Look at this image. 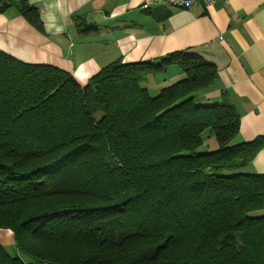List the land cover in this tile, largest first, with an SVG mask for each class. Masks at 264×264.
Instances as JSON below:
<instances>
[{
	"label": "trees",
	"instance_id": "obj_1",
	"mask_svg": "<svg viewBox=\"0 0 264 264\" xmlns=\"http://www.w3.org/2000/svg\"><path fill=\"white\" fill-rule=\"evenodd\" d=\"M11 7L45 32L28 0ZM172 65L183 77L151 96ZM217 77L177 51L82 84L0 50V229L26 257L0 244V264H264V174L237 172L259 140L234 143L233 105L196 102Z\"/></svg>",
	"mask_w": 264,
	"mask_h": 264
},
{
	"label": "crops",
	"instance_id": "obj_2",
	"mask_svg": "<svg viewBox=\"0 0 264 264\" xmlns=\"http://www.w3.org/2000/svg\"><path fill=\"white\" fill-rule=\"evenodd\" d=\"M142 2L28 0L38 9L45 32L11 7L0 13V50L23 62L55 65L82 84L116 60L156 62L172 52L198 53L218 71L217 80L197 94L198 100L235 107L240 117L235 144L259 140L252 159L237 172L264 174V0L148 10L141 9ZM76 16L97 29L79 34ZM182 77L174 71L154 88ZM0 244L14 246L11 230L0 229Z\"/></svg>",
	"mask_w": 264,
	"mask_h": 264
},
{
	"label": "built area",
	"instance_id": "obj_3",
	"mask_svg": "<svg viewBox=\"0 0 264 264\" xmlns=\"http://www.w3.org/2000/svg\"><path fill=\"white\" fill-rule=\"evenodd\" d=\"M215 0H143L141 9L148 10L153 6H169L174 9H187L195 4L210 6Z\"/></svg>",
	"mask_w": 264,
	"mask_h": 264
},
{
	"label": "rangeland",
	"instance_id": "obj_4",
	"mask_svg": "<svg viewBox=\"0 0 264 264\" xmlns=\"http://www.w3.org/2000/svg\"><path fill=\"white\" fill-rule=\"evenodd\" d=\"M13 9H15V8H13ZM174 71H177V68L175 67V66H169V68L167 69V75H170L171 73H174ZM160 74H158V76H159ZM150 79H153V77L151 76V78ZM145 85L147 84V82L146 83H144ZM148 86H149V83L147 84ZM146 85V86H147ZM148 90H149V92H150V95L151 96H154V95H156L157 94V92H158V90L157 89H155L154 88V86L153 87H149L148 88ZM196 102H200V101H196ZM7 249H8V251L11 253V254H18L19 256H21L22 258H24V259H26V257L24 256V255H22L21 253H19V252H17V250H16V248H15V246H13V247H7Z\"/></svg>",
	"mask_w": 264,
	"mask_h": 264
},
{
	"label": "clouds",
	"instance_id": "obj_5",
	"mask_svg": "<svg viewBox=\"0 0 264 264\" xmlns=\"http://www.w3.org/2000/svg\"><path fill=\"white\" fill-rule=\"evenodd\" d=\"M59 30V29H58ZM261 156H264V152L260 153Z\"/></svg>",
	"mask_w": 264,
	"mask_h": 264
}]
</instances>
